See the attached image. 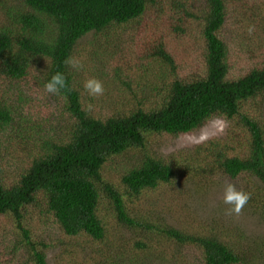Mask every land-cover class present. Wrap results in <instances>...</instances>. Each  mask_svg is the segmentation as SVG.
Segmentation results:
<instances>
[{"label":"trees","instance_id":"16d2710c","mask_svg":"<svg viewBox=\"0 0 264 264\" xmlns=\"http://www.w3.org/2000/svg\"><path fill=\"white\" fill-rule=\"evenodd\" d=\"M166 21L171 29H160ZM250 26L264 43V0H0V140L21 129L11 126L17 87L31 148L16 170L0 164V264H264L263 238L195 216L180 194L195 180L230 178L264 219V54L229 76L232 47L242 34L251 39ZM112 28L139 38L143 55L117 81L129 92L119 97L136 102L107 112L95 107L116 98L110 88L94 98L84 83L99 65L115 76L91 47ZM190 42L200 51L184 57L180 75L178 55ZM69 57L82 67L66 65ZM162 61L170 74L158 70ZM57 72L68 88L48 93ZM88 104L91 112L82 110ZM215 118L229 122L223 136L164 152L169 137ZM128 153L135 163L117 169ZM171 203L183 206L179 220L167 215Z\"/></svg>","mask_w":264,"mask_h":264},{"label":"rangeland","instance_id":"374dc122","mask_svg":"<svg viewBox=\"0 0 264 264\" xmlns=\"http://www.w3.org/2000/svg\"><path fill=\"white\" fill-rule=\"evenodd\" d=\"M146 17L148 18L149 15ZM178 18L179 17L176 18L177 21ZM234 20L233 22H235ZM139 26L140 25L138 24V22H134L130 26L131 32H135ZM171 27L172 23L170 21H166L165 24L160 27V29H171ZM116 32H118V34H116ZM92 34L93 33L88 36L89 39H93ZM107 34H109L108 39L101 38L96 41L94 39L91 47L94 50L96 48V50L105 53L104 68L110 67L113 70V74L115 76L106 78L103 72L102 74L98 73L96 69H103L100 65L96 66L95 68L92 67V69L90 70L91 72L95 71L94 76L102 81L105 87L110 88L113 96L116 97L114 100L100 101L99 103H97L95 109L113 112L118 111L123 107L132 106L133 102H136L134 96H131L130 102H125L123 100V97H119L121 95H124V92H129L127 88L123 86L122 82L118 83L117 81H123L131 76L130 69L137 66V61L140 62L139 58L143 55V53L141 52L142 48L135 51V44L140 43L139 38H137L136 36L135 39H131L125 32L123 33V31H120L116 28H112L107 32ZM250 36L251 39H246L245 35L242 34V38L237 40L236 44L232 47V53L230 54L231 73L229 74L231 78L241 75L249 67L260 63L259 60L264 54V43L261 41L262 39L257 34L252 33ZM165 41L169 43L171 48L174 46L173 42H176L175 40H173L172 34H169L167 38L165 36ZM186 46H190L191 48H187ZM199 51V48L194 46L191 42L185 46H181L180 54L178 55L177 59V67L179 69L180 75L183 74L185 69V62L187 61H185L184 57L191 58L195 56ZM160 63L161 67L158 68V70H160L162 74H168L170 72L169 66L163 61ZM143 85H145L144 87H150V85L147 86V83L145 81H143ZM140 87H142V83L140 84V86L137 84L134 85L136 91L137 88ZM16 88L17 87H11V91L9 94L10 109L12 110V117L14 118L13 122H11V126H14V128L17 129H21L13 130L12 132L9 129L3 136V139L5 141L0 140V164L3 168L10 171L16 170V167L18 165L28 160L31 153L29 139L27 136L22 135V133H24L23 127L28 126V123H26L25 120L22 119V115L24 112L20 107L21 104ZM138 93L141 96V92L138 91ZM150 96H153V93H151ZM217 121H223L226 124L225 130L222 133L218 131V124L216 123ZM228 124L229 122L224 119L215 118L208 121L204 126H202L199 130H196L195 132L182 134L177 137H169V139H167L166 141L167 143L165 145L164 152L166 154H169L173 150L182 148L187 149L193 146H197L201 143L198 142L200 136L205 133L209 136V138L221 137L225 133ZM13 152L18 154V156H13ZM115 160L116 163L118 162V165H115L117 169H120L119 163H121V165L135 163V157L133 153L120 155ZM0 172H5V170L0 169ZM228 183L234 184L238 190H241L238 185L239 182L230 178L221 177L219 175L208 176L207 179L203 181L195 180L194 184H196V186H186L181 189L188 190L189 192L180 191V194H182L183 196H189V199L183 204V206L188 204L186 210H189L195 216L197 215V217H218L225 221L234 222L251 236H256L257 238L261 237L264 239V219L259 217V213H255L252 210L253 208L251 206H244L242 212L239 215L227 214V209L230 206L223 202V195L225 187ZM204 184H206L205 187ZM176 190L179 189L176 188ZM163 201L164 200L161 199V202ZM171 207L174 209L173 203H171L167 215L179 220V217L183 215V213L181 212L182 207L178 210H171ZM170 221L174 222L173 219H170ZM43 228L44 227H41V230H43ZM52 256L53 253L50 252L48 257L49 261H51ZM53 261L54 260H52V262Z\"/></svg>","mask_w":264,"mask_h":264},{"label":"clouds","instance_id":"9594fccd","mask_svg":"<svg viewBox=\"0 0 264 264\" xmlns=\"http://www.w3.org/2000/svg\"><path fill=\"white\" fill-rule=\"evenodd\" d=\"M254 31V26L248 28V32L251 35ZM65 64L73 68H80L82 65L75 58L69 57L65 60ZM84 87L88 94L94 98H98L104 94V86L102 81L96 78H89L85 81ZM68 88L67 79L63 73H55L51 79L45 84V90L51 94H59L61 89ZM92 105L88 104L86 107H83L82 110L91 112ZM218 131L222 133L225 130L226 124L223 121H217ZM209 139V136L205 133L200 136L198 142H205ZM251 198L250 194L242 190H238L234 184L228 183L224 190L223 202L230 207L227 209V214H236L239 215L244 206L247 204Z\"/></svg>","mask_w":264,"mask_h":264}]
</instances>
